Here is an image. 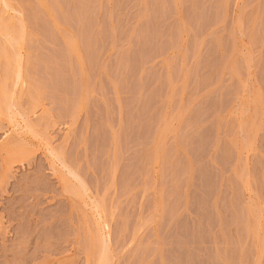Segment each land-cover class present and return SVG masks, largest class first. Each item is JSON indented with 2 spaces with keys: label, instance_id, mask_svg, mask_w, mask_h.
<instances>
[{
  "label": "rangeland",
  "instance_id": "obj_1",
  "mask_svg": "<svg viewBox=\"0 0 264 264\" xmlns=\"http://www.w3.org/2000/svg\"><path fill=\"white\" fill-rule=\"evenodd\" d=\"M0 264H264V0H0Z\"/></svg>",
  "mask_w": 264,
  "mask_h": 264
},
{
  "label": "bare ground",
  "instance_id": "obj_2",
  "mask_svg": "<svg viewBox=\"0 0 264 264\" xmlns=\"http://www.w3.org/2000/svg\"><path fill=\"white\" fill-rule=\"evenodd\" d=\"M108 234V233H107ZM107 234H106V236H107Z\"/></svg>",
  "mask_w": 264,
  "mask_h": 264
}]
</instances>
